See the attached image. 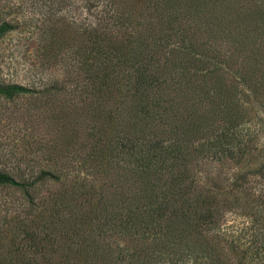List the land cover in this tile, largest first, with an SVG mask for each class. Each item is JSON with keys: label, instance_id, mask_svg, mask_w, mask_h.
<instances>
[{"label": "rangeland", "instance_id": "1", "mask_svg": "<svg viewBox=\"0 0 264 264\" xmlns=\"http://www.w3.org/2000/svg\"><path fill=\"white\" fill-rule=\"evenodd\" d=\"M157 1L172 21L170 39L178 34L180 43L206 56L210 68L219 65L228 71L219 73L214 87L232 97L231 106H238L237 132L249 139L247 152L203 159L199 183L217 185L221 208L232 187L233 208L220 210L217 230L236 250L235 261L264 264V0ZM100 10L99 0H0V23L12 25L0 37V87L27 89L11 97L0 94V173L27 184H0V264H31L40 256L35 249L40 241L49 243L73 228L87 229L88 217L101 213L93 210L94 187L105 188L103 192L110 188L114 181H107V175L119 173L118 168L132 159L101 130L105 112L99 107L97 113L90 105L100 101L102 87L90 84L88 65L80 62L89 58L85 43L90 23L97 22L91 13L107 15ZM126 27L124 23L122 29ZM256 46L260 60L252 70L242 66L247 72L240 79L235 58H246ZM223 106L215 100L213 114L221 111L231 120L232 107L226 111ZM240 184L255 193L244 190L238 195L235 186ZM114 206L107 212L110 217L124 207L118 196ZM91 227L98 229L97 224Z\"/></svg>", "mask_w": 264, "mask_h": 264}, {"label": "trees", "instance_id": "2", "mask_svg": "<svg viewBox=\"0 0 264 264\" xmlns=\"http://www.w3.org/2000/svg\"><path fill=\"white\" fill-rule=\"evenodd\" d=\"M111 1L99 0L100 11L107 13L104 17L91 13L97 22L89 25L85 43L89 58L80 62L88 65L90 84L102 87V94L94 92L100 101L90 105L97 113L99 107L105 112L101 130L132 159L118 168L119 173L107 175V181H114L110 188L103 192L105 188L94 187L93 210L101 213L88 217L87 229L70 226L75 238L67 239V231L49 243L40 241L35 247L40 256L31 264H244L241 258L235 261L236 250L217 230L223 211L233 208L232 187L221 208L217 185L199 183L203 159L247 152L249 139L237 132L238 106H231L232 97L214 87L219 73L228 71L219 65L210 68L206 56L180 43L178 34L170 39L172 21L161 2L143 6L144 0H121L116 5ZM124 23L127 27L122 29ZM11 29L9 22H1L0 37ZM259 51L256 46L246 58H235L240 79L247 72L242 66L256 67ZM230 66L227 58L225 68ZM23 91L27 89L19 85L0 87L5 97ZM217 99L225 104L223 110L232 107L231 120L221 111L213 114ZM0 184L27 185L6 173H0ZM235 187L238 195L244 190L255 193L243 184ZM117 196L124 207L110 217L107 212L115 207Z\"/></svg>", "mask_w": 264, "mask_h": 264}]
</instances>
